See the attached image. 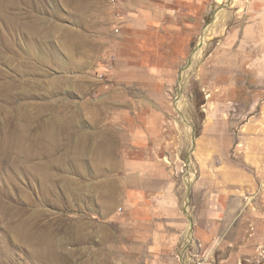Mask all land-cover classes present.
<instances>
[{
    "label": "rangeland",
    "instance_id": "374dc122",
    "mask_svg": "<svg viewBox=\"0 0 264 264\" xmlns=\"http://www.w3.org/2000/svg\"><path fill=\"white\" fill-rule=\"evenodd\" d=\"M118 2L0 0V264L200 263L186 241V193L174 261L151 260L148 246L127 244L121 222L107 217L120 210L110 173L121 132L105 113L121 107L108 92ZM181 24L159 60L157 88L178 142L172 158L188 167L183 150L203 119L201 81H212L215 63L229 58L242 67L256 104L214 111L264 112V0H206L204 18Z\"/></svg>",
    "mask_w": 264,
    "mask_h": 264
},
{
    "label": "crops",
    "instance_id": "0c3cea01",
    "mask_svg": "<svg viewBox=\"0 0 264 264\" xmlns=\"http://www.w3.org/2000/svg\"><path fill=\"white\" fill-rule=\"evenodd\" d=\"M205 13L206 0H119L114 18L108 92L121 107L105 113L121 132L110 173L120 210L111 207L107 217L121 222L127 244L148 246L155 261H174L179 254L187 226L185 193L199 264H236L264 248V112L214 111L217 104H256L249 97L254 84L240 81L242 67L235 70L231 59L214 64L209 84L201 81L207 108L191 149L183 150L188 167L172 158L178 142L166 122L163 89L157 88L158 69L165 68L159 60L180 38L181 22ZM182 168L190 172L187 179Z\"/></svg>",
    "mask_w": 264,
    "mask_h": 264
},
{
    "label": "built area",
    "instance_id": "2783aa9c",
    "mask_svg": "<svg viewBox=\"0 0 264 264\" xmlns=\"http://www.w3.org/2000/svg\"><path fill=\"white\" fill-rule=\"evenodd\" d=\"M115 0H111L114 3ZM264 262V248L258 246L256 252L249 257H243L237 261L236 264H263Z\"/></svg>",
    "mask_w": 264,
    "mask_h": 264
},
{
    "label": "bare ground",
    "instance_id": "6f19581e",
    "mask_svg": "<svg viewBox=\"0 0 264 264\" xmlns=\"http://www.w3.org/2000/svg\"><path fill=\"white\" fill-rule=\"evenodd\" d=\"M6 1V0H5ZM207 29L208 27L203 31V33L199 36V39H198V44H197V47H196V50H194L192 52V55L194 54L195 51L198 50V48L202 45L203 41H205V37L207 35ZM194 49V48H193ZM190 173V172H188ZM186 232V241L189 242L190 238H191V229H190V226L188 225V228H187V231ZM187 244V243H186Z\"/></svg>",
    "mask_w": 264,
    "mask_h": 264
},
{
    "label": "water",
    "instance_id": "95a60500",
    "mask_svg": "<svg viewBox=\"0 0 264 264\" xmlns=\"http://www.w3.org/2000/svg\"><path fill=\"white\" fill-rule=\"evenodd\" d=\"M192 138H193V139L195 138V134H194V132H193V134H192ZM186 159L189 160V154L186 156ZM183 260H185V258H183ZM183 264H186V263L183 262Z\"/></svg>",
    "mask_w": 264,
    "mask_h": 264
}]
</instances>
